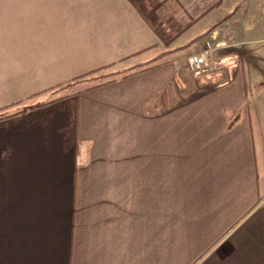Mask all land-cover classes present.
I'll list each match as a JSON object with an SVG mask.
<instances>
[{
	"label": "crops",
	"instance_id": "0c3cea01",
	"mask_svg": "<svg viewBox=\"0 0 264 264\" xmlns=\"http://www.w3.org/2000/svg\"><path fill=\"white\" fill-rule=\"evenodd\" d=\"M162 8L0 0V264H264V0Z\"/></svg>",
	"mask_w": 264,
	"mask_h": 264
},
{
	"label": "trees",
	"instance_id": "16d2710c",
	"mask_svg": "<svg viewBox=\"0 0 264 264\" xmlns=\"http://www.w3.org/2000/svg\"><path fill=\"white\" fill-rule=\"evenodd\" d=\"M133 5L138 9L139 13L147 20V22L151 25V27L165 40L166 39V35L168 34L169 30H167L165 27H163V24L162 22L160 21L159 19V15H158V8L163 4L162 1H159L157 3H155L154 5H147L146 4V0H130ZM199 38H201L200 36L199 37H196L190 41H188L187 43H185L184 45L178 47L177 49H180V48H186L188 46H190L192 43L196 42L197 40H199ZM156 60V59H155ZM154 61V59H153ZM149 62H152L149 61ZM151 66H147L144 69H147ZM127 76V75H125ZM116 80L115 78H112V79H108L107 81L101 83V84H104V83H108V82H111V81H114ZM36 106H39V105H36ZM36 106H32V107H36ZM26 109H22L20 111H18L19 113L20 112H23L25 111ZM9 116L8 114L6 113H0V120Z\"/></svg>",
	"mask_w": 264,
	"mask_h": 264
},
{
	"label": "built area",
	"instance_id": "2783aa9c",
	"mask_svg": "<svg viewBox=\"0 0 264 264\" xmlns=\"http://www.w3.org/2000/svg\"><path fill=\"white\" fill-rule=\"evenodd\" d=\"M215 47L210 39L196 51L190 53L187 57L188 68L197 76H207L217 70V63L211 58Z\"/></svg>",
	"mask_w": 264,
	"mask_h": 264
},
{
	"label": "rangeland",
	"instance_id": "374dc122",
	"mask_svg": "<svg viewBox=\"0 0 264 264\" xmlns=\"http://www.w3.org/2000/svg\"><path fill=\"white\" fill-rule=\"evenodd\" d=\"M159 1H162L163 3L165 2V0H146V4L147 5H154L155 3H157V2H159ZM163 9L162 8V5L158 8V11H159V9ZM164 27V26H163ZM166 28V27H165ZM181 26H179V27H174L173 28V31H177V30H179V31H181ZM167 29V28H166ZM173 31H169L168 32V34L166 35V39L167 40H169V41H171L172 40V38H174V37H176L175 36V34H176V32H173ZM178 34V33H177ZM190 34L191 33H189V34H186L185 35V37L184 38H186L187 36H190ZM193 44V43H192ZM191 44V45H192ZM195 47V46H194ZM193 47V48H194ZM191 50V49H190ZM193 50L194 49H192L191 51H189L188 50V52H180V56L179 57H181V61H183L184 62V60H185V58H186V56H188L190 53H192L193 52ZM161 59H163V57L161 58ZM160 59V60H161ZM184 64H186L185 62H184ZM123 65V63H121V64H117V66L116 67H118V66H122ZM114 68H108V69H104V70H100V71H97V72H94V73H92V74H89V75H85V76H83V77H81L78 81V83L76 84V88H81V87H84V86H86V85H89V84H94V83H97V82H100V81H102V80H107V79H111L112 77H114V76H121L122 74L120 73V74H116V73H114ZM217 70H215L214 72H216ZM213 72V73H214ZM195 76V75H194ZM202 77V76H201Z\"/></svg>",
	"mask_w": 264,
	"mask_h": 264
}]
</instances>
